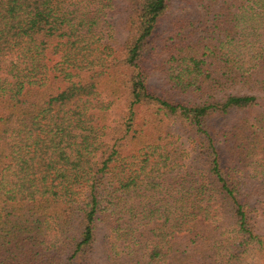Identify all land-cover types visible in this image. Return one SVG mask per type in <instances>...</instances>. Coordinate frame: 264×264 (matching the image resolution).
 Segmentation results:
<instances>
[{"label": "trees", "instance_id": "obj_1", "mask_svg": "<svg viewBox=\"0 0 264 264\" xmlns=\"http://www.w3.org/2000/svg\"><path fill=\"white\" fill-rule=\"evenodd\" d=\"M99 254L264 264V0H0V264Z\"/></svg>", "mask_w": 264, "mask_h": 264}, {"label": "rangeland", "instance_id": "obj_2", "mask_svg": "<svg viewBox=\"0 0 264 264\" xmlns=\"http://www.w3.org/2000/svg\"><path fill=\"white\" fill-rule=\"evenodd\" d=\"M188 12H190L191 14H192V16H193V18L195 19V17H196V12H195V10H193V9H190V8H185V9H182L181 10V8L176 4L174 7H173V14L174 15H181V14H186V13H188ZM157 81H156V79L154 80V83H156ZM187 144H189V145H191V143H190V141L189 142H187ZM191 150H192V148H190V150H188L189 151V154H192V157H194L195 155H194V153H191ZM102 229H101V227L99 226L98 227V232H99V234L102 236V231H101ZM97 259H98V264H106L105 263V260L102 258V256L99 254V256L97 257Z\"/></svg>", "mask_w": 264, "mask_h": 264}]
</instances>
